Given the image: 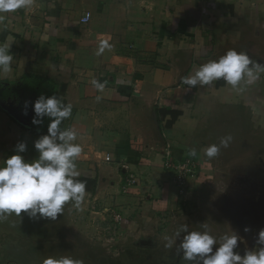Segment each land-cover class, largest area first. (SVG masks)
Instances as JSON below:
<instances>
[{"label":"crops","instance_id":"1","mask_svg":"<svg viewBox=\"0 0 264 264\" xmlns=\"http://www.w3.org/2000/svg\"><path fill=\"white\" fill-rule=\"evenodd\" d=\"M87 11L91 18L82 23ZM9 36L13 61L8 73H0V166L13 154L26 162L38 159L35 142L48 134L51 122L44 117L32 124L40 95L71 104L72 115L59 131L77 132L71 143L83 152L75 161L81 175L74 179H91L94 186L85 189L79 208L70 200L57 217H66L84 245L109 241L116 229L123 235L120 264H138V257L152 263L150 253L162 242L170 253L176 249V262L183 264L185 234L170 222L185 203L164 168L166 154L176 162L191 157L196 163L189 178L196 195L205 182L223 183L219 179L227 168L223 179L236 183L222 188L214 204L221 209V201L230 198L232 209L243 211L247 193L255 214L264 215V71L237 89L223 77L195 88L182 83L230 49L247 53L250 69L264 67V0H34L32 11L0 13V42ZM102 41L109 47L96 55ZM25 101L27 115L22 114ZM156 109L179 115L167 127L170 116L157 120ZM229 135V146L217 157L204 155L207 146ZM20 143L26 144L23 153L17 151ZM244 167L257 168L260 179L243 171L239 176ZM131 173L138 182L124 188ZM35 219L53 230L52 220L39 213ZM253 226L264 230V218ZM220 242L216 246L224 238Z\"/></svg>","mask_w":264,"mask_h":264},{"label":"clouds","instance_id":"2","mask_svg":"<svg viewBox=\"0 0 264 264\" xmlns=\"http://www.w3.org/2000/svg\"><path fill=\"white\" fill-rule=\"evenodd\" d=\"M34 0H0V13H15L17 10L32 11ZM13 40L9 36L0 42V73H8L11 69L13 55L11 46ZM109 47L107 41H102L96 55H101ZM245 52L230 49L217 61H211L202 65L194 75L182 78V83L188 86L207 85L223 77L227 84L237 89L241 81L248 84L258 78V73L264 71V67L254 66ZM92 84L103 90L104 85L93 80ZM100 97H97L99 100ZM29 101L24 102L23 115H27ZM35 118L32 124L39 125L44 117L51 119L47 128V135H43L35 142V148L39 151L38 159L26 162L19 154L9 156L0 166V219L15 214L20 216L26 213L31 219L37 217L56 220L58 214L63 212L66 202L75 201L76 207L86 198V181L74 180L81 173L77 170L76 159L83 152L78 143H71L77 139V132L73 128L59 131L62 121L72 115V105L64 104L62 99L55 95L45 97L40 95L33 104ZM39 118V119H37ZM57 140L61 141L58 143ZM231 135L220 139L219 144H211L204 149V155L215 158L220 154L221 148H227ZM26 150V144L17 145L18 153ZM193 150V155H195ZM250 229L246 228L245 231ZM187 232L180 248L183 250V258L188 261L200 259L203 264H264V230L258 234V251L249 250L243 257L234 252L238 241L243 242L236 235L225 237L224 242L213 252L215 239L207 232ZM171 247V242L168 244ZM44 264H83L82 260L62 258L59 260L51 257Z\"/></svg>","mask_w":264,"mask_h":264},{"label":"rangeland","instance_id":"3","mask_svg":"<svg viewBox=\"0 0 264 264\" xmlns=\"http://www.w3.org/2000/svg\"><path fill=\"white\" fill-rule=\"evenodd\" d=\"M242 169L239 170L238 168L239 176L242 174L241 171L245 173V176L250 174L254 179H260L259 175H262V172L255 167L254 169L251 167ZM248 169L251 171L247 172ZM222 173V179L219 180H222L223 183H215L216 179H212V182H205L203 189L201 188L197 195L190 190L191 194L187 196V199L184 198L185 205L181 208V213L169 222L170 225H174L173 227L177 225L182 230L183 235L185 234L183 238L187 235V232L183 231L185 226L188 232H207L216 241L213 245V252L219 247L216 245H219L223 238L236 235L243 242L238 241L234 252L243 257L249 250H259L260 245H258L257 239L260 231L257 228L260 227H254L253 225L256 223L257 218H264V215L257 216L255 214L252 206L253 200L250 199L251 195L247 193L244 194L243 211L236 210L237 212H235L232 209V199L230 198L222 200V207L218 209V206L214 204L215 196L222 188H227L228 184H235L237 180L223 179V175L228 173L227 168ZM247 183L249 185L248 181ZM255 203V208L260 206L257 201ZM43 219L52 220L51 218ZM52 222L54 223L53 230L44 231L36 219L29 218L24 212L20 216H16L13 213L4 219H0V264H44V261L49 257L56 260L65 257L72 260H82L83 264H111L108 257H113L114 263L120 264L119 262L123 255V247L120 242V238L123 236L121 232L114 229L113 233L110 232V235L112 233L113 236L111 235L112 239L109 241H106V239L102 243L96 244L92 242L87 246L84 245L87 242L83 241V238H80L74 231L70 230L71 227L67 225L66 217H64V220L57 217ZM246 228L250 230L245 231ZM174 233L176 232H171V234ZM78 244L81 246L78 247ZM166 250L165 242H162V247L158 251L150 253L153 254V258L151 257L153 262L148 264H177L175 259L176 249L172 251L174 253L173 260L169 259L173 253ZM178 250L180 251L179 247ZM169 253L170 255L167 257ZM146 259L142 260V258L138 257L134 259V262L146 264L143 262ZM180 259L183 264H203L199 258L188 261L182 256Z\"/></svg>","mask_w":264,"mask_h":264},{"label":"built area","instance_id":"4","mask_svg":"<svg viewBox=\"0 0 264 264\" xmlns=\"http://www.w3.org/2000/svg\"><path fill=\"white\" fill-rule=\"evenodd\" d=\"M90 18L91 13L87 11L81 17L80 21L82 23H86L90 20ZM164 159V168L168 172L172 173L174 182L176 184L177 194L184 203V198L187 199V196L190 194L189 178L196 174V163L193 161V159H191V157H185L184 159L176 162L170 159L166 154ZM106 160H109V157H107ZM137 182L136 176L131 173L124 179L123 187L126 188L128 186L135 185ZM114 219L116 221L121 220L118 215H116Z\"/></svg>","mask_w":264,"mask_h":264},{"label":"trees","instance_id":"5","mask_svg":"<svg viewBox=\"0 0 264 264\" xmlns=\"http://www.w3.org/2000/svg\"><path fill=\"white\" fill-rule=\"evenodd\" d=\"M191 87L195 88V86H191ZM156 114H157V120H158V116L159 117L160 116L165 117L166 115H169L170 118L165 122V126L169 127L174 123L175 119L179 115V111L172 110V109H156ZM74 180L86 181V188L85 189H91L94 186V181L91 179L79 178V179H74ZM40 227L42 228V230H44V231L46 230L43 228L45 226L40 225Z\"/></svg>","mask_w":264,"mask_h":264}]
</instances>
